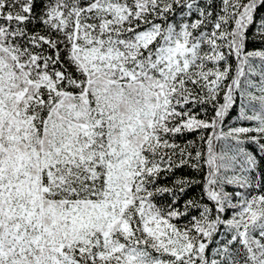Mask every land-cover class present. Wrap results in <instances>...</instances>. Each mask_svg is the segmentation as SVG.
<instances>
[{"label":"snow or ice","instance_id":"6c2138e0","mask_svg":"<svg viewBox=\"0 0 264 264\" xmlns=\"http://www.w3.org/2000/svg\"><path fill=\"white\" fill-rule=\"evenodd\" d=\"M0 264H264V0H0Z\"/></svg>","mask_w":264,"mask_h":264}]
</instances>
